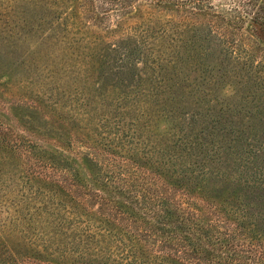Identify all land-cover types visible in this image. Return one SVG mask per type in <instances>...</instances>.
<instances>
[{"label":"rangeland","instance_id":"obj_1","mask_svg":"<svg viewBox=\"0 0 264 264\" xmlns=\"http://www.w3.org/2000/svg\"><path fill=\"white\" fill-rule=\"evenodd\" d=\"M82 2L0 0V137L31 143L41 159L56 167V175L66 169L71 184L80 178H106L119 163L132 170L123 177L139 184L137 189L158 191L170 207L191 201L212 235L223 237L242 224L247 235H255L252 241L264 244V25L260 30V23H254L256 9L224 37L219 21L200 25L207 49L200 65L182 61L178 67L157 69L140 60L121 62V51L154 54L155 38L145 42L139 34L136 12H110V6L102 10L101 0H93L100 23L88 18ZM230 2L211 0L223 15L232 13ZM7 11L25 18L31 30L14 28L18 24ZM76 20L84 33L64 34L63 26ZM136 116L142 128L131 130L130 140L124 136ZM20 152L0 148L1 237L21 256L33 257L23 245L28 240L34 249L42 243L76 248L69 231L76 218L67 209L72 199L52 196L48 186L31 193L42 183L27 181L26 158ZM162 164L173 165V176L158 169ZM64 184L71 196L80 195ZM90 204L98 220L103 219L105 212L98 214L100 207ZM216 212L223 218H216ZM240 214L242 223L236 219ZM14 228L18 230L11 232ZM118 247L111 252L117 254ZM160 249L156 245L152 250L158 255ZM190 262L207 264L205 259Z\"/></svg>","mask_w":264,"mask_h":264},{"label":"trees","instance_id":"obj_2","mask_svg":"<svg viewBox=\"0 0 264 264\" xmlns=\"http://www.w3.org/2000/svg\"><path fill=\"white\" fill-rule=\"evenodd\" d=\"M92 2L93 0H83L82 11L85 14H90L89 19L94 21V18L95 20L98 18L97 22L101 23L103 18H99V15L93 12L95 8H93ZM243 3L240 5L237 0H231L232 13L227 15L215 11L211 0H101L100 8L103 10L109 6L114 7L109 8L108 11L115 13L136 12L141 20L137 25V28L141 29L139 34L143 35L145 42L148 37L155 38L152 44L155 49H158L153 48L154 54L144 55L139 49L136 52L121 51L122 64L128 65L130 61L140 60L142 65L154 66L159 69L170 65L178 67V63L182 61H185L186 64L200 65L201 59H207V49L201 43L205 37L201 38V31L198 29L205 22L211 26L216 20L222 23L225 34L220 36L224 37L227 33H231L228 32L229 28L236 29L244 23V19L250 20L247 14L250 15L251 10L256 9L252 19L254 23L257 21L260 23L259 29L261 30L264 25V16L260 18L259 15L264 10V0H244ZM7 8L8 6H6ZM130 9L132 11L129 12ZM6 14L15 24H18L14 28L21 32L31 30L26 25L25 18L14 16L10 11H7ZM163 16H167L168 19H162ZM104 19L106 18L104 17ZM248 29L252 33L256 31L252 27ZM81 30V23L76 20L65 24L62 32L75 37L80 35L78 33H84ZM123 35L122 33V37ZM155 40L159 44L154 43ZM178 42L181 45L176 49ZM213 66L214 64L211 67ZM204 102L209 103V99L205 100L204 98ZM140 122L141 120L136 116L124 137L131 140L133 138L131 134L136 129L142 128ZM130 131L131 134H129ZM20 142L22 143V141L17 142L3 135L0 137V148L5 146V149L22 151L19 156H23L27 161H25L27 164L25 172L26 176L30 177L27 181L38 179L39 183H42L31 193H40V189H45L48 186L50 188L48 192L53 191L52 196H65L72 199L67 201L72 203V207L67 205V209H72L69 212L76 219L73 222L74 226L69 231L74 233L75 237L72 236V239L77 246L72 249L66 246L60 247L54 243H42L39 248L34 249L30 246L33 243L28 240L23 245L28 248L27 251L32 253L33 257L21 256L14 252L8 246V241L0 235V248L3 249V253H0V264H37L34 261L36 257L45 259L42 261L45 264H122V262H124L123 264H192L190 261L194 259H205L207 264H264V244L252 241V237L255 235L249 236L245 233L247 226L244 229V226L240 224L239 230L233 228V233L223 237L212 235L206 229L209 223H206V226L202 225L204 224L203 220H206L205 217H202L203 214H197L198 209L190 207L191 201L186 199L180 201L181 203H175V207H170V203L166 202L158 191L154 194L145 189H137L139 184L135 185L130 182L132 179L123 177L132 170L121 167L119 163L115 164L118 169L110 172L106 178L94 179L91 177V181L88 182L80 178L71 184L69 181L72 179L66 173V169L56 175L55 173L58 171L49 159L46 162L41 159L40 155L33 151L31 143L21 144ZM132 142L130 141L128 144ZM113 147L121 149L117 145ZM126 149L127 152L130 151L131 146ZM97 154L104 155L99 152ZM161 155L163 156V154ZM109 164L107 163L108 166H110ZM172 166V164L171 167L162 164L158 169L169 177L173 176ZM44 169L46 170L44 171ZM59 179H61L60 182ZM64 182L68 183L69 188L75 187L74 193L77 192L80 195L71 196L72 192L65 188ZM95 188H99V191L104 194ZM62 192L66 193L62 195ZM59 202L57 201L60 205ZM91 202L100 207L98 214L105 212L103 219L98 220L95 216L94 210L90 207ZM181 204L189 206L184 209ZM174 213H177V218L173 217ZM220 214V212H216V218H223ZM31 219L29 218V221ZM236 219L242 223L244 216L237 215ZM96 223L104 224L108 228H99L95 226ZM17 230L14 228L11 232ZM59 235L63 237L64 242L67 241L64 233ZM239 238L245 239L247 242L237 241ZM118 244L119 252L117 254L114 251L111 252V248ZM156 245L162 248L160 249L162 256H158L160 253L157 255L152 250Z\"/></svg>","mask_w":264,"mask_h":264}]
</instances>
